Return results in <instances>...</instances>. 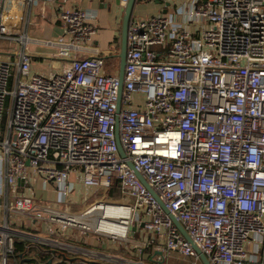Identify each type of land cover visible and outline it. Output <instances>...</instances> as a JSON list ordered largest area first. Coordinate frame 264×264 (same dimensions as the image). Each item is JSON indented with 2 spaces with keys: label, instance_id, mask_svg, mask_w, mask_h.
<instances>
[{
  "label": "built area",
  "instance_id": "obj_1",
  "mask_svg": "<svg viewBox=\"0 0 264 264\" xmlns=\"http://www.w3.org/2000/svg\"><path fill=\"white\" fill-rule=\"evenodd\" d=\"M53 2L0 0V40L16 45L14 58L0 59L1 264L18 240L45 246L51 264L63 254L76 258L70 264H151L118 250L143 252L141 229L162 242L159 260L203 264L171 214L211 264H264V0H183L133 14L119 110V60L108 72L96 49L71 55L96 33L93 11L61 9L57 40L28 33L34 7ZM39 42L71 59L34 73L30 46ZM78 182L125 202L70 212L87 197ZM116 223L115 233L101 228ZM43 224L48 235L32 237L28 229ZM95 235L117 252L72 242Z\"/></svg>",
  "mask_w": 264,
  "mask_h": 264
},
{
  "label": "crops",
  "instance_id": "obj_2",
  "mask_svg": "<svg viewBox=\"0 0 264 264\" xmlns=\"http://www.w3.org/2000/svg\"><path fill=\"white\" fill-rule=\"evenodd\" d=\"M168 2L173 4L175 1L153 0V2L149 3L148 7L154 14L163 11L165 6L168 5ZM74 6H78L83 9L93 11V13H95L94 22L96 27V33L93 35L92 41L88 43V45L85 46L84 49L79 52H72V57L77 54L82 57L89 56L93 54L96 49V51L100 52L102 55H105L107 62V71L112 72L113 70H115L114 66L117 65L118 61V58L115 56V54L119 51L121 32L120 28L125 9V6H123L119 2V0H56V2L50 3L43 8L40 5H36L33 9L32 14V21L34 20L33 22L35 24V28L31 29L30 27L28 33H30L32 38L37 40H57L61 38L65 34V32L64 26L62 24V21L59 19L58 13L63 8L66 9ZM134 14L138 16H144L141 15V13L138 14L134 12ZM147 15H149V13H147ZM57 49L58 47L48 46L42 42L31 44L30 51H32L34 55V62L32 65L33 72L51 74L55 69H58L68 63L71 58H64L59 56L55 57ZM44 50L50 51L48 52V56H43V53H45ZM44 59L50 61V63L48 62V66H46V62L44 61ZM41 64H43L41 68H43L44 70L38 71L36 67L40 68ZM72 176L76 178L74 174ZM78 189L79 192L81 191V193L85 194V196L92 195L86 193L89 189L83 186L81 182H79L78 184ZM40 193L41 191L35 190V194L37 195V197L43 199L45 195H40ZM45 227L46 226L44 224L41 225L39 228L32 227L28 229V232L32 234V237H44L48 235L47 231L45 230ZM134 238L136 239L135 244L137 242H142V240L146 241L145 247H143V252H141V248L133 247L132 244H129L127 248H124L121 245V248L118 249L120 250L119 252L131 257L142 255L143 258H145V260L150 262L151 264H164L166 260H169V258H166V260L164 261L162 259L159 260V257L161 256L159 245H161L162 242L159 241V238L156 234H146L145 231L141 229L134 235ZM72 242L77 245L81 244L83 246H86L87 248L94 249L96 251L98 248H105L110 251L117 252L116 244L110 242L109 240L103 237L97 238L96 235L89 236L88 240L85 241L83 239H80ZM25 250L26 251L24 253L20 254L18 259H15V264H21L23 260L28 261L30 264H47V262H49L48 258L45 261L41 259V257L39 256L40 253L44 252L45 254L46 251L39 248L37 244L34 243L33 246H30ZM174 256L176 262L181 261L180 259H178L176 254H174ZM89 258L94 259L93 257L88 256V259ZM63 264L69 263L68 261L63 260Z\"/></svg>",
  "mask_w": 264,
  "mask_h": 264
},
{
  "label": "water",
  "instance_id": "obj_3",
  "mask_svg": "<svg viewBox=\"0 0 264 264\" xmlns=\"http://www.w3.org/2000/svg\"><path fill=\"white\" fill-rule=\"evenodd\" d=\"M138 1H142V0H128L127 1V3L125 4L124 14H123L122 21H121L119 51L115 54V56L119 60V66H120L119 73H118V80H119V85H120L119 86L118 110L121 107L120 100H121V96H122V92H123V88H124L123 81H124V74H125V68H126L125 65H126L127 52H128V48H127L128 31H129L128 30V26H129L130 19H131V17L134 14V9H135V6L138 3ZM157 1H159V0H157ZM168 4H169V2H168ZM165 10L166 9L164 8L163 11H165ZM118 147H119L120 153L124 156L125 152H124V149H123L119 139H118ZM129 164H130L131 168L134 169L136 174H138V176L140 177L142 182L145 184V186L148 188V190L150 192H153L154 195L158 198V200H159L161 206L164 208V210H166L168 213H170L169 210H167L166 207L164 206L163 202L159 199V197L156 194V192H154L153 189L149 186V184L146 181V179L143 176V174H141L139 171L136 170V168L134 167L133 162L132 163L130 162ZM171 217H172L174 223L176 224V226L179 227L181 233L186 238V240L188 242H190L191 245L194 246L195 250L197 251V253L199 255L201 263H203V264H211L209 262L208 257L203 253V251L199 248V246L194 243V241L192 240L190 234L187 232L186 228L183 227L182 223L174 215L171 214ZM160 252H161V250H160ZM62 258L65 261H68L69 264L71 262H73L74 260H76V258L68 257L66 254H63ZM52 261H53L52 258H50L49 259V263L51 264ZM89 263L90 264H97V262H95V261H89Z\"/></svg>",
  "mask_w": 264,
  "mask_h": 264
},
{
  "label": "rangeland",
  "instance_id": "obj_4",
  "mask_svg": "<svg viewBox=\"0 0 264 264\" xmlns=\"http://www.w3.org/2000/svg\"><path fill=\"white\" fill-rule=\"evenodd\" d=\"M175 1L181 2V3L183 2V0H175ZM151 2H153V0L138 1V3L135 6L134 12H136L138 14L141 13V15H144L145 17L147 15V13H149V15H152L153 13L150 10V8L148 7L149 3H151ZM140 9H141V11H140ZM33 21L30 24L31 29L35 28V26H34L35 24ZM15 48H16V45L14 46L13 42L6 40V39L0 40V59L9 60L11 58H14L15 53H16ZM44 51H45V53H43V56H48V52H50V51H48V50H44ZM44 61L46 62V66H48L49 65L48 62L50 63V61L46 60V59H44ZM33 62H34V59H33ZM32 65H33V63H32ZM42 65L43 64L40 65V68L36 67V69L38 71L44 70L43 68H41ZM50 187H51V184L49 183V186L48 187L46 186L45 188L43 187V189H48L53 194V192L49 189ZM86 188L89 189L86 193L92 194V195H87L88 197H83V198H82L83 195H81L79 198V201H77L76 203L69 206L68 210L70 212L80 213L81 211L85 210L88 206H90L92 203L97 202L98 200H106V201L113 202V203L125 202V199L117 197V196L115 198L108 197L106 195V193H104V190H102V189H95V188L91 189V187H86ZM43 189H41L40 195H43V194L45 195L48 193V192H44ZM43 200H50V199H43ZM132 201L133 200H129V203H132ZM166 261L164 262V264H189L188 259H186L185 261L181 260L179 262H176L174 255H172L169 258V260H166ZM10 264H15L14 260H11Z\"/></svg>",
  "mask_w": 264,
  "mask_h": 264
},
{
  "label": "trees",
  "instance_id": "obj_5",
  "mask_svg": "<svg viewBox=\"0 0 264 264\" xmlns=\"http://www.w3.org/2000/svg\"><path fill=\"white\" fill-rule=\"evenodd\" d=\"M26 244H27V241H23V240H18L17 242H16V253H15V255L13 256V257H11V259H10V263H11V260H14L15 261V259H18L19 258V256H20V254L21 253H24L26 250ZM43 250H45V251H48V252H45V254H44V252L43 253H40V257H41V259L43 260V261H45V260H47V258H48V261H49V259L51 258V257H53V254H52V252H49V250H46L47 248L44 246V247H41ZM57 258L56 257H54V259H53V263L54 262H57V260H56ZM49 262H47V264H48Z\"/></svg>",
  "mask_w": 264,
  "mask_h": 264
},
{
  "label": "bare ground",
  "instance_id": "obj_6",
  "mask_svg": "<svg viewBox=\"0 0 264 264\" xmlns=\"http://www.w3.org/2000/svg\"><path fill=\"white\" fill-rule=\"evenodd\" d=\"M111 207H107L106 209H105V211L108 213V214H106V215H108V216H112L113 214H111V213H113L112 211H111ZM96 222L98 223L99 222V220L97 219L96 220ZM101 228L102 229H104V230H107V231H109V232H113V233H115L116 231H119L120 230V228H121V226L119 225V224H111L110 226H107V227H105V226H101Z\"/></svg>",
  "mask_w": 264,
  "mask_h": 264
}]
</instances>
